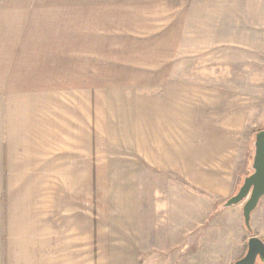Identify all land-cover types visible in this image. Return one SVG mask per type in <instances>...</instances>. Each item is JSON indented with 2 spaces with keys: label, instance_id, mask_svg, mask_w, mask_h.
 Masks as SVG:
<instances>
[{
  "label": "crops",
  "instance_id": "0c3cea01",
  "mask_svg": "<svg viewBox=\"0 0 264 264\" xmlns=\"http://www.w3.org/2000/svg\"><path fill=\"white\" fill-rule=\"evenodd\" d=\"M132 1L97 0V31H60L56 37L74 40L56 46L49 41L40 53L52 54V60L34 62L46 69L56 64L63 84L30 90V101L18 94L13 97L18 99L17 115L7 124L13 123V137L6 138L11 133L6 126L0 140V264H54L53 219L48 217L52 195L32 189L37 174L26 172L31 163L53 165L52 158L33 157L39 154V144L54 141L52 128L44 129L42 138L38 130V98L33 95L43 92L49 97L45 124L53 125L55 111L61 110L76 125L75 132L63 122L68 127H63L67 130L63 142L72 133L79 147L88 140L97 143V151H125L126 158L136 156L158 175L177 177L191 186L190 190L173 186L163 207L156 209L165 213L164 220L172 216L182 231L183 253L174 257L175 264H233L245 254L249 237L264 241V195L250 214L249 229L242 202L223 207L242 178L235 159L236 137L249 116L240 103V87L231 89L227 68H222L220 78L217 74L205 80V88H199L196 79L178 76V60L195 50L184 46L190 38L184 18L188 14L176 5L161 29L135 33ZM87 37L93 41L87 42ZM53 91L62 92V101L55 104ZM5 101L3 111L9 107ZM21 122L23 128L16 129ZM27 127L34 138L21 137ZM7 147L21 150L10 163L21 167L18 173L9 172L10 164L6 156L2 158ZM192 187L202 193L191 191Z\"/></svg>",
  "mask_w": 264,
  "mask_h": 264
},
{
  "label": "rangeland",
  "instance_id": "374dc122",
  "mask_svg": "<svg viewBox=\"0 0 264 264\" xmlns=\"http://www.w3.org/2000/svg\"><path fill=\"white\" fill-rule=\"evenodd\" d=\"M132 2L135 33L161 29L175 14L176 5L188 14L184 18L190 38L185 39L184 46L195 50L178 60V76L196 79L197 86L205 88V80L217 74L220 78L222 68H227L231 89L240 87V103L248 108L249 116L243 133L236 137L235 159L242 172L241 185L252 172L254 133L264 128V0ZM79 29L97 31V0H0V140L6 126L11 130L6 138L13 137V123L7 125L8 119L17 115L18 99L13 97L18 94L30 101V90L63 84V73L56 64L47 69L43 64L38 68L34 64L36 60H52V54L40 53L45 44L51 40L55 46L61 45L62 40L72 41L74 38L56 36L60 31ZM87 39L93 41V37ZM52 94L55 104L62 101L61 91ZM2 96L9 104L4 111ZM33 96L38 98L40 137L44 136V129L54 130V141L39 144V154L33 155L38 160L52 158L53 165L44 162L35 167L31 163L26 169L37 174L32 189L52 195L53 209L48 217L53 219L54 264H175L174 257L183 253L182 231L172 216L164 220L165 213L158 214L156 209L158 205L163 207L173 186H191L180 178L158 175L136 156L126 158L125 151H118L122 157L107 149L97 151V143L88 140L79 147L72 133L65 135L70 139L63 142L62 136L67 133L64 123L68 122L75 132L76 125L61 110L55 111L53 125L45 124L49 97L45 92ZM71 105V109L76 108V104ZM15 128H23L22 122ZM24 131L27 135L21 137L34 138L28 127ZM19 153L20 149L16 152L7 147L2 158L6 156L10 164ZM8 168L12 173L21 169L11 164ZM191 191L202 193L196 187ZM261 263L257 260L255 264Z\"/></svg>",
  "mask_w": 264,
  "mask_h": 264
},
{
  "label": "water",
  "instance_id": "95a60500",
  "mask_svg": "<svg viewBox=\"0 0 264 264\" xmlns=\"http://www.w3.org/2000/svg\"><path fill=\"white\" fill-rule=\"evenodd\" d=\"M253 147L252 172L244 177L237 191L223 203V207L227 208L243 202L242 216L247 229L250 228V214L264 195V128L254 133ZM246 244L245 254L233 264H255L257 260L264 263V242L251 236Z\"/></svg>",
  "mask_w": 264,
  "mask_h": 264
}]
</instances>
